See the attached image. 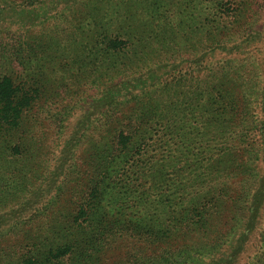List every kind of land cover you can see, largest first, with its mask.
<instances>
[{
  "label": "trees",
  "instance_id": "16d2710c",
  "mask_svg": "<svg viewBox=\"0 0 264 264\" xmlns=\"http://www.w3.org/2000/svg\"><path fill=\"white\" fill-rule=\"evenodd\" d=\"M125 248L264 264V0H0V264Z\"/></svg>",
  "mask_w": 264,
  "mask_h": 264
},
{
  "label": "rangeland",
  "instance_id": "374dc122",
  "mask_svg": "<svg viewBox=\"0 0 264 264\" xmlns=\"http://www.w3.org/2000/svg\"><path fill=\"white\" fill-rule=\"evenodd\" d=\"M125 251H126V248L123 250L120 249V250L112 251L108 255L107 259H105V264H117V263H119L121 260L124 259V257L123 258H121V257H122V255H124ZM125 257H126V254H125Z\"/></svg>",
  "mask_w": 264,
  "mask_h": 264
}]
</instances>
